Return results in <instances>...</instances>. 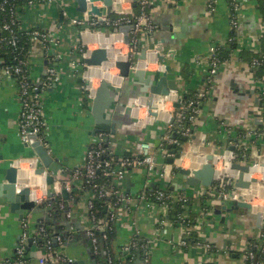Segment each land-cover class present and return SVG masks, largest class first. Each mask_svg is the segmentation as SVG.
Returning <instances> with one entry per match:
<instances>
[{"label":"crops","instance_id":"0c3cea01","mask_svg":"<svg viewBox=\"0 0 264 264\" xmlns=\"http://www.w3.org/2000/svg\"><path fill=\"white\" fill-rule=\"evenodd\" d=\"M74 0H58L63 12L74 17ZM208 0H157L150 9V15L156 25L154 37L157 41L164 40L163 51H173V56L162 59L158 63L149 58L151 71L157 70V64L169 67V72L177 80L179 91L182 94L199 92L204 88L206 66L205 59L209 49L214 46L226 48V40L230 36L228 25V0H216L213 12H207ZM35 7L24 10L21 18L25 26L41 28L45 30L54 29L55 24L59 26L55 36L63 40L54 44L51 48L53 66L57 69V77L52 86L44 94V136L48 147L58 162L66 170H73L82 165L85 151L93 139L88 132L92 126L89 113L88 92L84 89L85 81L90 82L91 89L97 88L96 79H107L111 86L118 84V72L112 66V62L123 56L118 47L120 39L116 35H108L107 31L89 32L82 34L78 32L79 27L71 26L67 20L58 21L56 7ZM113 11L108 17H118L119 12L134 13L132 0H118ZM103 9V8H101ZM78 15V14H77ZM82 17H85L82 15ZM81 17V18H82ZM239 27L241 32L236 31L238 38L237 51L230 54V59L223 62L214 78V87L209 98L201 105L200 113L196 117L193 132L186 143L180 145L191 153H212L217 148L221 150L239 144L243 136L251 128L263 129L256 122L259 113L264 109V104L258 96L252 73L247 68V63L239 58V54L252 49H261L264 52V1L243 0L240 5ZM184 27L183 37L177 40L172 37V30ZM177 31V32H178ZM258 39V42L256 40ZM87 45L86 53L98 47H105L110 52L109 62L100 68H90L87 72L81 61L82 45ZM142 45L152 48L147 41ZM253 45V46H252ZM140 49L133 52L136 59ZM162 51V52H163ZM172 54V53H171ZM252 54V53H251ZM87 55V54H86ZM201 57L202 64H196L195 59ZM151 58V59H150ZM149 62V61H148ZM46 59L41 46L35 43L27 57V68L32 79L41 80L44 77ZM137 87L131 80L121 81L120 94L117 99L131 103V98L136 94ZM122 92V93H121ZM133 104V102L131 103ZM120 113L122 108L115 107ZM163 110V109H162ZM171 110L170 104L164 112ZM254 112L248 114V112ZM19 101L15 82L11 78H0V182L5 176V169L10 164L17 165L19 182L21 177L29 175L35 167L34 161L30 160L32 153L23 142L18 129ZM261 117V115H260ZM122 118V117H121ZM149 131L138 134L133 123L126 121L124 131L116 138L112 137V147L121 151L137 153L135 143L147 140L158 144L161 131L165 124L163 120L159 123L147 126ZM164 135V134H163ZM263 147L259 148L260 144ZM251 151L262 149V160L264 161V139L248 143ZM215 147V148H212ZM237 147L234 148V150ZM20 160V161H19ZM19 161V162H18ZM189 161V160H188ZM191 163V161H190ZM185 163L184 167H187ZM261 166H255L250 174L264 179ZM149 177V178H148ZM38 180V179H37ZM40 180V181H39ZM27 183L34 191V198H39L42 192L43 180ZM175 181L180 179L176 176ZM76 184V183H75ZM160 184L156 178L147 176L142 169L129 171L122 182V189L129 195H135L143 187H156ZM25 186V185H21ZM78 186V187H77ZM74 188V196L69 193L67 204L70 205L71 218L69 223L75 236H78L76 225L86 228L90 225L87 219V193L81 192L79 184ZM77 187V189H76ZM181 188V187H180ZM174 191L176 195H184L190 200V211L195 216L197 240L207 242L211 245V251L186 243L181 245L185 238L182 228L171 226L164 228L156 235V225L153 210H149L142 203L130 207V211L117 212L110 233L107 238V248L100 245V255H109L115 260L122 259L125 254L121 252L123 246L127 245L135 233L143 242L149 243V264H198L203 261L207 264H243V252L251 239H256L263 228L256 225V214L246 210H239L235 214L220 213L210 214L203 218L199 216L203 198V189L198 187H185ZM80 190V191H79ZM59 198L60 195H58ZM74 199V200H73ZM29 214V213H25ZM24 214V215H25ZM30 216V215H29ZM224 220L222 221V217ZM42 216L36 215L34 219ZM209 217V218H208ZM169 218V216H167ZM211 219V220H210ZM33 221V222H34ZM57 225L63 226V222L56 220ZM34 224V223H33ZM32 224V225H33ZM21 220L15 213H11L8 204L0 198V264L14 257L15 248L21 233ZM32 225L30 229H32ZM78 229V227H77ZM81 241V240H80ZM79 241V242H80ZM64 245L60 248L62 256L74 261H84V264H103L95 258L92 260L89 252L81 243ZM82 242V241H81ZM99 255V256H100ZM134 264H139L142 258L141 251L137 250L134 255ZM39 252L35 248L28 250L25 260L21 264H40L38 262ZM262 263L264 264V253Z\"/></svg>","mask_w":264,"mask_h":264},{"label":"built area","instance_id":"2783aa9c","mask_svg":"<svg viewBox=\"0 0 264 264\" xmlns=\"http://www.w3.org/2000/svg\"><path fill=\"white\" fill-rule=\"evenodd\" d=\"M258 2L260 0H253ZM140 10L138 14L119 12L118 17L111 19L107 17L103 22L96 18H79L70 17L63 12V17L71 26L84 29L85 31L99 32L101 33V25L112 27V32L118 34V29L122 26H131L129 31V44L126 46L128 53L133 55V52L139 49V44L143 43L147 36L152 35L155 31V24L150 15V9L157 2V0H136ZM243 0H228V25L231 32L236 34L239 27V13L240 5ZM52 4L59 5L58 0H0V55L6 56L7 60H0V78H11L16 85L17 97L19 101L18 112V129L23 142L30 146L33 143H38L44 147L47 146V141L44 136V94L52 86L53 81L57 77V69L53 66V59L51 56V48L54 44L58 43V39L54 38L53 34H50L45 29L33 28L25 26L21 13L24 10H30L35 7L50 8ZM216 0H208L207 12L211 13L214 10ZM263 30H264V23ZM93 29L94 31H91ZM97 29V30H96ZM96 30V31H95ZM110 32L109 35H115ZM235 42L237 46L238 38L229 36L226 40V44ZM258 42V39L256 40ZM38 43L44 53L47 65L44 70V77L40 81L32 79L29 75L27 68V57L31 47ZM253 46V45H252ZM221 46H214L209 49V54L204 63L206 66L205 84L204 88L196 93L193 99L181 100L178 109L174 108L173 104L177 102L178 96L175 93L169 95V97H156L153 101V108L157 112V120H163L165 127L164 135L158 140V144H153L147 140H141L135 143V149L137 153H131V151H124L118 153L116 149L112 147V136L109 133L99 132L88 144L84 161L82 165L76 167L71 171V175L62 181L53 183L54 194L48 198L45 191L39 198L31 196L36 206L41 209H51L57 211V215H63L65 221L69 222L71 218L70 205L67 204L69 193H72L70 198H73V192L75 186L79 184V189L83 193H87V219L90 225L86 228H82L86 236L88 237L92 256L100 255V244L106 243L108 235L111 230V226L116 220L117 212L130 211L131 206L139 205L143 202L144 206L154 212V220L156 225V235L164 228L171 226H178L182 228L185 238L182 240L181 245H186V240L191 235L197 234L196 220L190 225L185 219L189 216L190 211L185 210V204L188 202V197L184 195H176L175 193L166 190L168 183L171 180L173 171L176 167H184L185 163L188 165L190 161L186 156L192 158V161L196 164H202L205 160V153H201L198 156H193L189 152H185L186 155L183 159H174L173 163L169 164L166 161L169 158H173L174 154L166 149L167 145H173L175 147L180 146V142L177 138H171V134L175 133L183 138H190L195 125L196 117L200 113V107L202 101L205 102L214 87V78L219 71L222 63L219 62L218 50ZM152 50L148 48L147 53ZM237 51V50H236ZM252 51L259 56L252 57L248 63L247 68L251 71L253 81L258 93L259 98L264 104V54H261V49H252ZM81 56H86L81 51ZM203 59L198 57L195 59L196 64H202ZM150 64L147 65L148 70ZM159 65H157L158 68ZM89 82V81H88ZM84 89L88 92V97L92 98V90L87 86ZM135 104V103H133ZM132 104V105H133ZM167 104H170L171 110L164 112ZM135 105H133L134 107ZM163 109V110H162ZM147 107L142 105L138 109L137 118L141 119L145 117ZM261 115V117H260ZM259 119L262 122L263 129L260 131L251 128L244 133L242 141L236 145L237 149L245 150L252 148L248 143L252 140L263 141L264 139V109L259 113ZM154 118L146 120V124H153ZM144 128V125H141ZM149 131V130H147ZM145 132V130H144ZM212 148H215L212 146ZM215 158L216 173L215 182L217 187L207 189L203 195L209 199L208 209H200L199 216L206 218L209 215V209L212 204H215L216 198L220 199V202H232L239 199L249 203L253 212H261L264 214V179L254 174H249L248 178H256L257 183L252 184L248 189L240 188H227L228 178H234L237 176V172L230 170V166L233 162L244 163L245 155L240 153L237 159L236 154L227 150L217 148L215 152H212ZM260 162V155H256ZM20 161V160H19ZM18 161V162H19ZM259 162L254 165L259 166ZM253 167V168H254ZM135 169H142L147 176L154 177L160 184L156 187H143L135 195H129L122 189V182L125 179L126 174ZM262 175L264 176V168L262 169ZM149 178V177H148ZM226 178V180H224ZM101 181V182H100ZM76 183V184H75ZM41 185V183H40ZM89 187L88 192L85 187ZM43 186L44 182H43ZM74 186V188H72ZM78 187V186H77ZM76 187V189H77ZM46 190V187H43ZM86 188V189H85ZM65 189L68 192L67 201L59 198L60 191ZM79 190V191H80ZM139 196V198H138ZM61 197V196H60ZM101 200L104 204V218L98 217L94 213V199ZM181 205L184 208L181 217L176 221H171L168 216L170 208L174 205ZM217 204V203H216ZM189 208V207H188ZM52 211H47L44 217L36 218L33 222L32 229H30L29 214H25L21 219V233L18 238V242L15 248L14 257L5 260L4 264H21L24 262L22 259L25 250L28 249V240H31V248H35L39 252L38 262L40 264H71L72 260L61 255L60 248L64 246L65 242H71L74 238L72 225L69 230L66 239L60 234H52L48 236L46 229L41 225V221L45 219V216H53ZM262 228L264 230V217L262 219ZM99 234V236H96ZM37 238H44L41 249L37 248L35 241ZM53 240L56 242V250L51 246ZM255 241H264V235L260 234ZM260 244L259 251L264 253V246ZM193 246H197L205 250L211 251V245L207 242H202L200 239L193 242ZM255 249H257V243L249 241L243 252V264H263L262 261L257 260L255 256ZM141 251L142 258L139 264H149V243L143 242L135 237L125 246L122 247L121 252L125 254L124 260L112 259L109 255L104 257V264H126V258L134 260V252ZM103 263V262H102ZM198 264H207L203 261Z\"/></svg>","mask_w":264,"mask_h":264},{"label":"water","instance_id":"95a60500","mask_svg":"<svg viewBox=\"0 0 264 264\" xmlns=\"http://www.w3.org/2000/svg\"><path fill=\"white\" fill-rule=\"evenodd\" d=\"M73 2V8L76 12L74 17L81 18L83 15L86 18H96L97 20L103 22L113 11H115L114 5L118 3V0H74ZM132 2L135 4L136 0H132ZM56 10L58 12V21L62 22L64 17L63 8L60 6V4L56 7ZM54 24V29H47L46 31L50 34H53L54 38H57L60 42L62 39L59 37V35L57 37L53 33L54 31L55 33L57 32L59 26L56 25L55 21ZM131 29V26H122L118 29L119 35L117 36L120 39V43H122L124 46L129 44V31ZM179 30L180 31L173 29L171 34L172 37L177 40L182 39L184 27L180 28ZM238 32H241V28H238ZM107 34L109 35L110 33L107 32ZM144 41L145 43L148 41L149 44L152 45V48H150L152 51L150 53L146 52L148 47L140 43V54L136 59L128 52L125 57L119 56L118 59L113 62L114 68L118 70V84L111 86L107 80L101 79L95 91L92 92L93 96L92 98H89V113L92 119V126L88 132V135L91 137H94L99 132H105L116 138L122 133V131L125 132L124 123L126 121L133 123V127L138 134H145L144 130H149L147 127L149 123L146 124L147 119L154 118L155 120L153 123H159V120H157V112L153 108V101L156 97H169L170 94L175 93L178 96V100L173 104V106L176 109L179 108L182 100V92L179 91L176 78H174L172 73L168 71L169 67L159 65L155 71L148 70L147 68V65L151 64V60L147 58L150 54H153V62L158 63L159 61H162V59L173 56V51H163L162 48L164 40L157 41L154 37V33L147 36ZM86 54L88 55L81 58L83 67L86 70L85 72H87L90 68L101 67L102 65L107 64L109 61L110 52L105 47H98L96 49L90 50ZM122 80H125L126 82L131 80L133 85L137 87L136 94L131 98L132 102L135 103L133 104L135 105L134 107L131 104L132 102L127 104L125 101L121 100L122 98H120V100L117 99V96L120 94ZM142 105L147 107V112L145 117L139 119L137 118V113L138 109H140ZM116 106L122 108L121 113L116 110ZM250 113L255 114L254 112L249 111L248 114ZM256 122L262 125L259 117L257 118ZM141 125H144V128L141 127ZM164 133L165 130L163 129L160 135L163 136ZM170 136L174 139L177 138L175 133H172ZM159 139L160 138H158V140ZM181 142L186 143L187 138L182 137ZM26 146L31 150L32 157H30V160L34 161L35 167L31 174L21 177L20 180L23 181V185L25 186H21L22 184L19 182V172L17 165L15 164H10V166L5 169V176L0 182V198L4 199L8 204L11 213L18 215L19 220L23 218L25 213L30 211H35L36 213H46L47 211H52V208L48 210H42L35 205L34 200L31 198V196L34 194V191L30 189L29 186H26L27 183L32 182V184H37L40 181L39 178H41V181L43 180L46 187V196L50 198L54 194V190L52 188L53 183L67 179L71 175L72 171L66 170L67 168L62 167V165L58 162V159L54 156V154L51 153L50 147H48V145L44 147L35 142L30 146ZM235 147L236 146H230L228 149L234 153ZM261 147H263L262 143L259 145V148ZM166 149L174 154L173 158H169L166 161L169 164L173 163L174 159H183L186 156L184 154L187 150L184 149L182 145L178 147L167 145ZM251 149L252 148H247L244 150L246 152L248 151V155L242 153L245 155L244 163H240L238 161L231 164L230 170L237 172V176L234 178H228V187L248 189L252 184L257 183L256 178H248V175L257 161L259 162V159L256 155H260L261 158L259 166H261L262 169L264 168V161L262 160L263 150L258 149L251 151ZM205 154V160L202 164H195L192 161V158L186 156L187 160L191 161V163H189L187 167H182L180 165L175 168L171 180L168 183L167 190L174 192L181 187L180 190L184 191L185 187L200 186L203 189V193L205 194L207 189L213 188L216 173L215 158L211 153ZM176 176L180 179L181 183L175 181ZM72 188H74V186ZM59 193L62 200L66 201L68 192L65 189H62ZM215 202L217 204H212L211 208L209 209L211 219L214 214L219 215L220 213H223L225 216L226 213L235 214L239 210H250L253 212L252 206L246 201H242V199L232 202H220V199L216 198ZM56 212L52 211V218L45 221L54 225L55 234H60L64 239H66L68 235L66 231L69 230L71 223L65 221L64 216L60 215V220L63 222L65 227V230L62 231V226L55 223V217L57 215ZM253 213L256 214L257 227L259 229L262 228V219L264 214L257 211ZM41 216L43 217V215ZM224 216L221 218L222 221L224 220ZM75 226L78 236L74 237L80 238L82 242L80 241L79 243L83 244L93 260L94 256L91 254L88 237L82 230L81 226L76 224ZM75 243L77 242H65L64 245H72ZM53 246H56L55 240H53ZM30 247L31 240H28V250H30ZM100 258L104 264V255H100ZM71 264H84V261H74Z\"/></svg>","mask_w":264,"mask_h":264},{"label":"trees","instance_id":"16d2710c","mask_svg":"<svg viewBox=\"0 0 264 264\" xmlns=\"http://www.w3.org/2000/svg\"><path fill=\"white\" fill-rule=\"evenodd\" d=\"M264 1V0H263ZM134 10H136L133 14H138L139 13V10H140V8H139V6H138V4H137V2L134 4ZM111 19H115L116 17L113 15V16H111L110 17ZM155 27H156V25H155ZM100 28L102 29V31H107V32H112V30H113V28L112 27H108V26H104V25H101L100 26ZM230 36L231 37H235L236 36V34L235 33H233V32H231L230 33ZM237 50V46H236V43L235 42H233V43H231V44H227V47L226 48H220L219 50H218V57H219V62L220 63H223V62H225V61H227V60H229L230 59V54L232 53V52H234V51H236ZM252 53V54H251ZM261 54H264V52L261 50ZM256 56H259V54H256V53H254L252 50L251 51H244V52H241L240 54H239V58H241L244 62H248L252 57H256ZM0 60H7V57L6 56H2V55H0ZM196 95V93L195 92H192V93H188V94H182V96H181V98H182V100L184 101V100H191V99H193L194 98V96ZM204 102L202 101V104H203ZM201 104V105H202ZM258 130V129H257ZM244 135V132H242L241 134L239 133V137H241V136H243ZM181 138L182 137H180V136H178L177 137V140L179 141V142H181ZM240 153H245L246 155H248V151L246 152V151H244V150H242V149H240V148H238V149H235V151H234V154H236V156H237V159H240L239 158V155H240ZM224 180H226V178L224 179ZM101 182V181H100ZM85 187L87 188H85L88 192H90L89 190V187H87L86 185H85ZM213 187H217V182H215L214 183V186ZM227 188H228V186H227ZM166 190H167V188H166ZM167 192H168V190H167ZM91 193V192H90ZM73 196H74V194H73ZM75 197V196H74ZM138 198H139V196H138ZM140 199V198H139ZM74 200V199H73ZM208 202H209V199H205V198H203V200H202V203L200 204L201 205V208L202 209H204V210H206V209H208L209 207H208ZM104 204L105 203H103L101 200H97L96 198L94 199V213H95V215L96 216H98V217H103L104 218V216H105V214H104V211H103V209H104ZM190 205H191V203H190V200H188V202L185 204V207H190ZM40 208V207H39ZM42 210H44L43 208H42ZM183 211H184V208L181 206V205H174V206H172L171 208H170V210H169V212H168V216H169V219L171 220V221H176V219L177 218H179V217H181L182 216V214H183ZM38 215H43V217H44V215L46 214L45 212L43 213H41V212H39V213H37ZM52 218V216L51 217H47V215H46V217H45V219H43L42 221H41V225L46 229V231H47V234H48V236H51L52 234H54L55 233V230H54V225L53 224H51V223H49V222H46L45 220H47V219H51ZM60 220V216L59 215H56V217H55V221L56 220ZM194 219H195V216L191 213V214H189V216L185 219V221L186 222H189V224L191 225L193 222H194ZM61 221V220H60ZM61 230L62 231H64L65 230V227H64V225L61 227ZM261 234H263L264 235V230H262V232H261ZM96 236H99V234H96ZM198 238H197V236H196V234H192L191 235V237L190 238H188L187 240H186V243L188 244V245H190V243L191 244H193V242L194 241H196ZM80 241V238H78V237H74L73 238V240H72V243L73 242H79ZM251 242H256L257 243V249H255V256H256V259L257 260H261L262 261V259H263V253H260V251H259V246H260V244H261V241H255V240H250ZM43 242H44V238H37L36 239V241H35V245H36V247L37 248H39V249H41V247H42V244H43ZM102 244V243H101ZM100 244V245H101ZM262 246H264V241L262 242V244H261ZM51 246L56 250L57 248H56V246H53V244L51 243ZM103 248L104 249H106L107 248V244L106 243H103ZM136 252V251H135ZM134 252V253H135ZM27 253H28V249H26L25 250V254H24V256H23V260H25V257H26V255H27ZM95 258H97V259H99L100 261H101V258H100V256H94ZM126 264H134V260L132 261L129 257L128 258H126Z\"/></svg>","mask_w":264,"mask_h":264},{"label":"rangeland","instance_id":"374dc122","mask_svg":"<svg viewBox=\"0 0 264 264\" xmlns=\"http://www.w3.org/2000/svg\"><path fill=\"white\" fill-rule=\"evenodd\" d=\"M55 4H52V6H54ZM97 30V29H96ZM95 30V31H96ZM81 31H84V29H82V28H78V32H81ZM91 31H94L93 29H91ZM113 33V32H112ZM115 33V32H114ZM113 33V34H114ZM115 35H116V33H115ZM118 47L121 49V53H123L122 55L125 57V55L127 54V52H128V49H127V47L126 46H124L122 43H119L118 44ZM82 51H83V53L85 54L86 53V48H87V45H85V44H83L82 45ZM96 49V48H95ZM116 71L118 72V70L116 69ZM99 81H100V79H96L95 80V83H97V86H98V84H99ZM86 83H85V85L87 86V88H89V82H88V80H86L85 81ZM29 213V220H30V224L32 225L33 224V221L34 220H32V219H34V217H36V215H37V213L35 212V211H30V212H28Z\"/></svg>","mask_w":264,"mask_h":264},{"label":"bare ground","instance_id":"6f19581e","mask_svg":"<svg viewBox=\"0 0 264 264\" xmlns=\"http://www.w3.org/2000/svg\"><path fill=\"white\" fill-rule=\"evenodd\" d=\"M87 55H88V54H87ZM108 62H109V61H108ZM113 62H114V61H113ZM113 62H112V66L114 67ZM102 66H103V65H102ZM93 68H100V67H93ZM103 79H105V78H103ZM105 80H107V79H105ZM107 81H108V80H107ZM109 81H111V80H109ZM109 81H108V82H109ZM109 83H110V82H109ZM110 85H111V84H110ZM90 88H91V86H90ZM95 89H96V88H95ZM95 89H94V90L91 89V90L94 92ZM22 185H23V184H22Z\"/></svg>","mask_w":264,"mask_h":264}]
</instances>
